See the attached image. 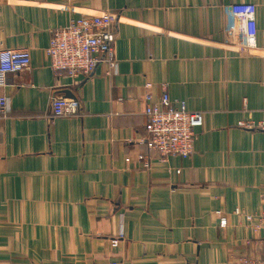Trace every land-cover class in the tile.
Listing matches in <instances>:
<instances>
[{
    "label": "crops",
    "instance_id": "1",
    "mask_svg": "<svg viewBox=\"0 0 264 264\" xmlns=\"http://www.w3.org/2000/svg\"><path fill=\"white\" fill-rule=\"evenodd\" d=\"M81 12L116 16L117 67L72 84L44 49ZM0 47L30 54L0 88V264H264V0H0ZM162 85L203 115L187 160L138 143Z\"/></svg>",
    "mask_w": 264,
    "mask_h": 264
},
{
    "label": "built area",
    "instance_id": "2",
    "mask_svg": "<svg viewBox=\"0 0 264 264\" xmlns=\"http://www.w3.org/2000/svg\"><path fill=\"white\" fill-rule=\"evenodd\" d=\"M117 18L112 14L88 16L81 12L77 19L71 20L60 29L50 32L45 55L54 77H66L72 84L79 78H90L99 64L105 65L107 73L116 70L114 39ZM30 54L24 49L9 50L0 47V88L7 83V77L21 74L30 69ZM145 133L138 140L139 145L148 146L161 160L176 157L187 160L194 152L197 130L202 128L203 115L187 111L183 102L170 99L166 85L161 86L157 100L149 93L144 94ZM51 115L64 118L79 115L80 103L71 98L53 97L50 103ZM8 112V100L0 96V114ZM248 130L264 132V119L255 124L240 125ZM257 217L246 216L255 223V229L264 228V200ZM222 227L225 221L219 222ZM122 239L119 234L111 239L112 248H116ZM251 264L249 261H239ZM238 263V264H239ZM106 264H121L119 260H110Z\"/></svg>",
    "mask_w": 264,
    "mask_h": 264
}]
</instances>
